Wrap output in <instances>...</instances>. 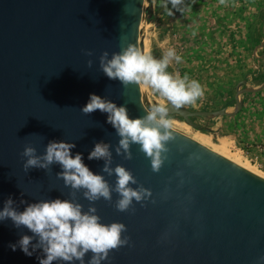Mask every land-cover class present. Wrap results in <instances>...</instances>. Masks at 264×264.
Listing matches in <instances>:
<instances>
[{"label":"water","instance_id":"obj_1","mask_svg":"<svg viewBox=\"0 0 264 264\" xmlns=\"http://www.w3.org/2000/svg\"><path fill=\"white\" fill-rule=\"evenodd\" d=\"M144 13V0H0V208L9 198L18 211L27 203L73 199L74 190L57 178L59 164L47 171L23 170L25 145L40 155L49 141L74 143L71 154H82L89 170L114 187L115 175L101 172L104 161L88 159L95 143L104 142L112 151L110 166L125 167L137 181L130 186H143L152 195L121 212L115 192L111 201L89 202L83 190L75 191L83 211L93 206L101 223L118 222L127 229L121 238L128 237V244L110 251L101 264H264V177L173 127L167 158L153 172L139 145L130 146V160L116 155L119 137L107 113L80 111L95 94L126 106L130 118L146 115L151 106L141 86L124 87L99 67L105 51L111 58L129 43L141 49ZM263 87L264 79L257 87H238L231 111L169 106V115L198 127L192 117L232 116L241 109V93ZM23 235L33 233L10 219L0 221V264H39L42 250L28 256L19 246L10 248ZM90 257L86 254L85 264Z\"/></svg>","mask_w":264,"mask_h":264},{"label":"clouds","instance_id":"obj_2","mask_svg":"<svg viewBox=\"0 0 264 264\" xmlns=\"http://www.w3.org/2000/svg\"><path fill=\"white\" fill-rule=\"evenodd\" d=\"M172 9L180 11L178 7L183 0H163L162 7L168 4ZM224 3V0H220ZM172 9L168 15H173ZM195 35V33H193ZM86 56H92L91 51L85 50ZM181 63V56L175 50L168 48L160 59L155 58L151 52H144L139 47L129 43L122 47L120 52L113 53L109 58L107 51L99 57V67L109 79L118 80L124 87L130 84L150 89L162 98V102L154 104L147 109L143 117L130 118L126 106H117L115 103L90 94L88 102L80 108V111L89 115L96 110L107 113V123L115 129L119 137L115 147L116 155H123L130 160L132 154L130 146L139 145V150L150 160L153 172H158L162 167L165 155L169 150L167 143L175 139L172 132L173 122L168 119L169 106L179 110L185 105L194 104L202 98L204 90L196 80H190L187 74L182 78L179 73H169L167 68L172 61ZM89 67L92 60H88ZM74 143L64 141H49L44 153L38 155L35 147L25 145L20 155L24 160L23 170L27 173L31 168L49 170L53 164H59L62 171L57 173V178L62 179L65 187L74 190L70 195L73 199L42 200L27 203L23 211H18L14 201L9 198L0 208V221L10 219L16 228H26L33 236L23 235L17 244L10 245L12 251L19 246L25 255L40 249L43 258H39V264H53L54 261H64L71 264L79 261L85 264L84 257L91 253L87 264H101L108 259L109 252L128 244V237L121 238L127 229L124 224L112 222L103 224L96 215V208L90 206L83 211L82 205L75 202V191L83 190V197L89 202H95L103 198L112 200V193L118 194L115 207L118 211H128L133 201L139 203L147 200L151 195L149 189L143 186L136 188L137 181L132 173L121 165L112 164V151L110 145L104 142L95 143L88 155L89 160H103L102 173L116 177L114 187L105 179L104 175L94 174L83 163L82 154H71ZM21 203H25L21 201ZM36 243L33 244V238ZM31 246L32 251H29Z\"/></svg>","mask_w":264,"mask_h":264},{"label":"crops","instance_id":"obj_3","mask_svg":"<svg viewBox=\"0 0 264 264\" xmlns=\"http://www.w3.org/2000/svg\"><path fill=\"white\" fill-rule=\"evenodd\" d=\"M178 7L180 11L169 3L165 10L172 9L171 21L183 20L194 43L184 56L183 74L204 90L203 97L189 106L233 110L236 89L257 87L264 79V0H183ZM239 97L241 109L224 115L222 121L227 129L230 126L238 145H249L264 164V152L253 147L264 141V87Z\"/></svg>","mask_w":264,"mask_h":264},{"label":"rangeland","instance_id":"obj_4","mask_svg":"<svg viewBox=\"0 0 264 264\" xmlns=\"http://www.w3.org/2000/svg\"><path fill=\"white\" fill-rule=\"evenodd\" d=\"M155 3L156 0H152V10L150 14L152 18L149 20V15L146 13V8L149 4V1L144 0L145 13L141 22L140 29L141 49L144 52H151V54L157 59H160L163 53L168 48L174 49L176 54L181 56L182 61L181 63L177 64L173 60L167 68V71L173 75L179 73L180 77L182 78L185 71L182 70L184 69V66H181L185 61L184 56L187 53H190V47L194 45V43L191 41L192 33H190L185 27H183L184 23L180 17V19H177L176 17V22L171 21L164 7L161 6L159 9H157L155 7ZM142 91L144 93L146 101L150 106L162 102V98L159 97L158 94L153 93L150 89L142 87ZM184 107L190 110H201L196 109L193 106L190 107L189 105H185ZM168 119H177L184 121L181 116L175 114L169 115ZM222 119H225L224 115L215 117L194 116L192 117V120L198 125L199 128L194 127L188 123L187 124L190 125L193 129H199L200 131L208 134L213 143L218 145L225 143L230 151H238L243 159L245 158V160L253 164L237 148L239 141L236 137H234L230 126L228 129L225 127ZM254 166L258 168L256 165Z\"/></svg>","mask_w":264,"mask_h":264},{"label":"bare ground","instance_id":"obj_5","mask_svg":"<svg viewBox=\"0 0 264 264\" xmlns=\"http://www.w3.org/2000/svg\"><path fill=\"white\" fill-rule=\"evenodd\" d=\"M171 121L173 122V128L191 137L198 143L210 148L214 152L226 157L232 162L240 165L241 167H244L257 175L264 177V172L256 168L253 164L249 163L247 160H245V158L243 159L238 151H230L225 143L219 145L213 143L208 134L200 131L199 129L197 130L191 128V126L183 120L171 119Z\"/></svg>","mask_w":264,"mask_h":264},{"label":"built area","instance_id":"obj_6","mask_svg":"<svg viewBox=\"0 0 264 264\" xmlns=\"http://www.w3.org/2000/svg\"><path fill=\"white\" fill-rule=\"evenodd\" d=\"M253 147L259 152H264V141H260L253 145ZM240 152L254 165H256L262 172H264V164L259 162L257 157L252 154V149L249 145H238Z\"/></svg>","mask_w":264,"mask_h":264},{"label":"trees","instance_id":"obj_7","mask_svg":"<svg viewBox=\"0 0 264 264\" xmlns=\"http://www.w3.org/2000/svg\"><path fill=\"white\" fill-rule=\"evenodd\" d=\"M149 1V4H148V6H147V8H146V13L149 15V20L152 18L151 17V10H152V0H148ZM162 2H163V0H156V3H155V7L157 8V9H159L160 7H161V5H162ZM169 5V4H168ZM168 7V6H167ZM164 9H166L165 7H164ZM231 102L233 103L234 102V98L231 100Z\"/></svg>","mask_w":264,"mask_h":264}]
</instances>
